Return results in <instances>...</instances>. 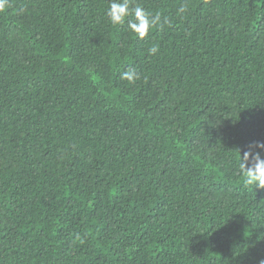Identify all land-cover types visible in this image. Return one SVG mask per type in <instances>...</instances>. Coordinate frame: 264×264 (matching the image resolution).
I'll use <instances>...</instances> for the list:
<instances>
[{
    "label": "trees",
    "instance_id": "16d2710c",
    "mask_svg": "<svg viewBox=\"0 0 264 264\" xmlns=\"http://www.w3.org/2000/svg\"><path fill=\"white\" fill-rule=\"evenodd\" d=\"M133 4L144 39L109 0L0 12V264L264 261L235 152L264 142V0Z\"/></svg>",
    "mask_w": 264,
    "mask_h": 264
},
{
    "label": "clouds",
    "instance_id": "9594fccd",
    "mask_svg": "<svg viewBox=\"0 0 264 264\" xmlns=\"http://www.w3.org/2000/svg\"><path fill=\"white\" fill-rule=\"evenodd\" d=\"M8 2L9 0H0V12L6 9ZM180 11L183 12L184 9L181 8ZM106 16L113 26H121L127 22L130 33L140 39H144L161 21L159 13L153 14L139 5H134L133 0H109ZM149 51L155 54L158 48L153 46ZM138 78L135 69L125 71L121 76V79L130 84L135 83ZM235 152L238 154L239 174L243 183L249 188L264 189V142H254L242 155L239 148ZM261 264H264V261H261Z\"/></svg>",
    "mask_w": 264,
    "mask_h": 264
}]
</instances>
